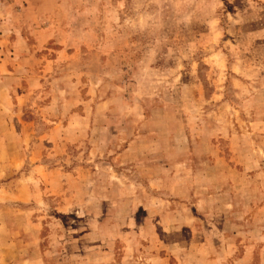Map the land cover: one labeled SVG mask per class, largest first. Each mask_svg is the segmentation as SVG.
<instances>
[{
	"label": "rangeland",
	"instance_id": "374dc122",
	"mask_svg": "<svg viewBox=\"0 0 264 264\" xmlns=\"http://www.w3.org/2000/svg\"><path fill=\"white\" fill-rule=\"evenodd\" d=\"M0 264H264V0H0Z\"/></svg>",
	"mask_w": 264,
	"mask_h": 264
}]
</instances>
